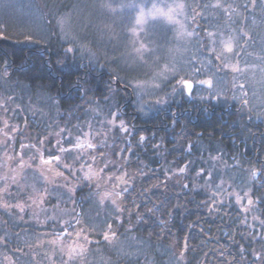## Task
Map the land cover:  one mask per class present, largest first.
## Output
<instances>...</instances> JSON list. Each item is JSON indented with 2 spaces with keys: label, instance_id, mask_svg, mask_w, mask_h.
Returning a JSON list of instances; mask_svg holds the SVG:
<instances>
[{
  "label": "trees",
  "instance_id": "1",
  "mask_svg": "<svg viewBox=\"0 0 264 264\" xmlns=\"http://www.w3.org/2000/svg\"><path fill=\"white\" fill-rule=\"evenodd\" d=\"M150 1L110 0L117 8L116 17L124 18L118 27L115 13L101 7L104 0H0V25L4 26L0 38V117L7 118V127L0 121V176L11 175L10 167H16L22 145H28L23 151L25 161L36 154V148L45 156L49 151L55 153L51 132H61L65 141L76 129L81 132L100 121L99 116L112 120L113 112L117 113L116 121H123L128 128L124 139L118 135L117 149L122 154L114 157L115 146L110 148L113 151H105L123 168L114 167L116 174L110 173L112 169L102 173L124 177L126 183L117 181L118 191L128 188L121 201L123 211L117 213L109 202L100 205L98 198L90 195L94 184L83 180L82 175L72 181L76 185L75 203L65 189L56 191L47 185L52 191L42 206L47 211L35 205L28 207L29 186L35 183L42 190L45 185L35 181L37 174L27 169L20 185H12L11 195L3 197L11 205L25 203V211L0 207V264H62L60 252H54L47 241L51 232L59 230L60 221L71 220L76 214L94 229L89 232L93 243L83 264H264V73L261 79L249 75L247 88L254 95L248 98L250 112L231 98L234 93L239 95V90L233 88L230 74L218 102L211 96L200 99L193 88L191 97L182 93L161 106L163 109L143 114L136 107L135 91L124 84L148 81L152 66L157 69L158 65L169 64L171 55L169 58L164 49L158 62L152 56L138 58V64L146 68L137 71L135 63H123V50L116 55L104 51L96 38L106 34L102 30L107 27L113 29L108 33L117 34L127 44L131 40L132 10L125 7L121 11L119 5ZM186 1L207 17L197 16L193 24L202 38L206 36L202 29L227 35L247 17L245 30L251 39L241 62L264 61L258 59L264 57V0H255V6L253 0H223L240 13L234 16L235 24L226 23L227 17L219 9L197 8V4L215 0ZM26 36L33 39L26 40ZM169 38L173 45L172 33ZM69 47L73 52L66 51ZM159 47L162 51V43ZM198 48L195 52L189 47L185 58L193 53L205 64L208 56ZM211 61L212 69L218 67L214 58ZM200 62L181 74L193 76V81L206 79ZM194 68H200V72L194 73ZM117 76L119 83L114 79ZM170 84L162 87L165 94ZM5 155L14 159L7 161ZM95 156L98 164L94 171H98L104 159L101 154ZM215 156L221 162L212 166ZM184 167L187 170L181 172ZM212 167L213 180L216 175H229L250 194L261 222L256 228L242 224L243 215L236 206L212 203L211 189L203 183ZM202 169L204 174L196 181ZM58 195L60 208L55 209ZM53 214L56 221L47 219ZM117 216L119 219H115ZM108 223L116 232L111 243L102 235Z\"/></svg>",
  "mask_w": 264,
  "mask_h": 264
},
{
  "label": "snow or ice",
  "instance_id": "2",
  "mask_svg": "<svg viewBox=\"0 0 264 264\" xmlns=\"http://www.w3.org/2000/svg\"><path fill=\"white\" fill-rule=\"evenodd\" d=\"M253 6H255V0H253ZM101 7L106 8L108 11L112 13L117 12V8L112 6L110 0H104L102 2ZM125 7L137 10V15L135 17V25L140 27L143 30L142 26L147 24L149 20L156 21L162 20L169 25L176 26L177 31V39L190 38L193 35L199 36V33L195 32V30L189 32L186 27L182 23V19H186V8L189 5H186L184 0H173L172 3L168 4H157L153 3L151 8L145 11L143 5L140 4H121L119 5V9L122 11ZM210 8V9H219L226 17V23L231 21L232 24L236 23L235 17L240 16V13L237 11V8L232 4H225L223 0H215L214 3H206L202 6L197 4V8ZM247 7V6H245ZM192 11L195 13L192 16V20L196 21V17L200 16L202 19L207 20V17L204 16L202 11H197L196 8H193ZM247 17L240 21V27L238 29L230 28L227 31V35L223 32L202 29L206 33V36L200 40V46L204 53L209 57V63H211V59L219 61L218 70L223 71L227 70L232 73V79L234 81L233 88L239 90V95L233 94L232 99L237 101L244 108H247L249 112L251 111L250 101L248 99L249 92L246 90V85L243 82L237 81L238 77L245 76L246 73L249 72L250 67L246 62L242 65V57L246 51V44L248 40L251 39L249 32L245 30L246 28ZM198 23V22H197ZM255 24V21H252ZM3 25H0V38L3 37ZM63 30V29H62ZM133 34H136V28L132 29ZM26 40L31 41L33 38L31 36H26ZM144 48V45H141L140 49H136L137 52H141ZM67 52H73V48L69 47L66 49ZM251 55V53H248ZM258 59H264V57H258ZM261 72H264V68L260 69ZM200 72V68H194V73ZM181 69L176 66V64H172L170 67L165 66V69L162 73L158 74L162 77L163 80H168L169 75L171 78L175 80L174 83L170 84L171 93L176 94L179 93H187L189 97L193 94V88L195 85L204 86L209 90H213L209 93V95L213 99H219L221 94L219 92H214L213 80L211 78L207 79H196L193 81V76L185 73L181 75ZM114 79L119 83L120 77H114ZM125 88H132L133 91L136 92L138 98V104L142 100L144 93L143 85L139 82L132 83L128 82L124 84ZM153 88L159 89L161 85L159 83H155L152 85ZM139 90V91H138ZM201 99H205V97L201 96ZM168 101L164 97H160L154 101L155 104L167 103ZM143 111V108L140 109ZM113 120L109 121V123H113L117 113H112ZM260 118V114L258 117ZM251 119V116L249 117ZM5 127H7V121H5ZM120 129L123 132H128V128L124 125L123 121H120ZM63 131V129H62ZM88 134H84V138L82 139L80 136H77L75 142H73L71 136L65 137L67 142V146L63 141L58 140L56 152L53 153L49 151L48 155L45 156L44 151L39 148H36V154L29 157L28 161H25L23 155L21 154L18 159H16V167H10L11 175L5 173L3 176H0V180L4 181V187L0 188V207H3L5 210L15 207L20 210V212L25 211V203H17L15 205H11L3 200L4 195H11L10 187L12 185H20V180L23 177V173L27 169H32L34 173V180L45 185L42 190L36 187V184L33 183L29 187H31V194L28 199L31 203L27 204L28 207H32L35 205L37 208H41L43 211H47L46 208H42L43 205L46 204L47 198L52 195V191L47 187V185H52L56 191L60 189H65L69 194V200L72 203H75L73 196L76 191V185L72 184L69 177H76L78 172H83V180L88 181L90 184H94V190L90 192V195H94L98 198V202L100 205H104L105 202H109L112 206H114L115 211L117 213L123 211L121 207V201L123 199V194L128 191L127 187L123 189L117 190L119 184L117 181L125 182L123 176H109L102 175L104 173V169L107 168V164L104 167L99 168L98 171H93L91 165H87L88 171H84L85 164H81L80 168L76 167L77 161H80L83 156V150L85 149H95L96 145L93 144L90 140L87 139ZM141 142H143L144 137H140ZM43 144V141L40 142ZM28 147L27 145H22V148ZM35 148V145L32 146ZM90 155V154H89ZM90 158L95 162V157L90 155ZM14 158L10 155H6L7 161H12ZM69 159H71V163H69ZM38 161V163H37ZM86 163V162H85ZM181 172L184 169L180 170ZM67 172V175L65 174ZM204 170L202 169L198 175H203ZM126 175V174H125ZM255 175V173H253ZM60 178V179H58ZM209 182H212L213 177L211 173L208 174ZM109 183H111V187H109ZM187 187V185H184ZM219 185H217V188ZM60 200L61 196H57V203L53 205L55 209L60 208ZM239 202V201H238ZM66 203V201H65ZM253 201L251 199L248 200V204L251 205ZM74 211V210H73ZM151 211V210H150ZM78 214L74 215L71 220H63L59 222V230H54L49 235L51 239L47 241V243L52 247L53 251H59L63 260L62 264H83V259L88 251L89 245L93 243V240L90 238L89 232L94 231V229L88 228L82 221V219L77 218ZM49 220L56 221L57 217L55 214L47 217ZM115 219H119V217H115ZM103 239L106 242L111 243L112 240L116 237V232L113 231V224H107V231L102 233ZM135 239V237H133ZM6 243V241H3ZM43 243V241H42ZM98 243V241H97ZM9 261L11 258L8 257ZM259 259V257H257Z\"/></svg>",
  "mask_w": 264,
  "mask_h": 264
},
{
  "label": "rangeland",
  "instance_id": "3",
  "mask_svg": "<svg viewBox=\"0 0 264 264\" xmlns=\"http://www.w3.org/2000/svg\"><path fill=\"white\" fill-rule=\"evenodd\" d=\"M172 2H173V0H158V1L152 0L150 2H143V3L129 2L127 4L135 3V4L143 5V7L145 8V11H147L148 9L151 8L153 3L168 4V3H172ZM184 2L186 3V5H188V2L186 0H184ZM193 8L194 7H190V6L187 7L186 8L187 18L182 19V23L184 24L187 31H189V32L195 30V28H194L195 26L193 25L194 21L192 20V16L194 13L192 11ZM127 9H130V8H127ZM131 10H132V17H133L131 28L129 31V33L131 32L130 33V39L131 40L127 44H125V43L123 44L122 41L118 38L117 34L108 33L109 31L111 32L113 29L107 28V27L105 28V30H104V28L102 30L106 34H103L102 36L97 37L96 39H98V43L101 47H103L104 51L108 50V51H110L116 55L118 52L123 50L124 51V54L122 55L123 63L125 65H128V66L135 63L134 70H137V71H142L144 68H146V66L143 65L142 63H140V65L138 64V61L136 60L138 58L144 59L145 57L152 56L154 58V60L158 62L159 56L162 54L164 55V53H163L164 49L167 51V55L169 56V58L171 55L172 59H171V62H169V64L163 65V66L158 65L157 69L154 68V66H152V68H153L152 78H150L146 82H139L143 85V91H144V93H146L145 95H143L142 100L140 101L139 104H138V98H137V95L135 92V102H136V107L138 108V110H140L142 107L143 111H141V110L140 111L143 112V114L153 113L158 108H162L161 106L164 107V104H165V103L155 104L154 101L156 99H158L160 97H164L169 103V102H172V99L179 98L182 94L179 92H177L176 94H170L172 91L170 85H169V87H170L169 92H167V94H165V92H163L161 90L162 87L164 86V84L166 82H171V84H172L175 82V80L173 78H171L170 74H168L169 75L168 80H163L162 77L158 74H160L164 71L165 66L170 67L172 64H176V66L181 69V73H183L185 69L191 71L192 67H194L196 65V63L200 62V56H196L193 53L191 54V56H187V58H185V56H186V53L188 52L189 47L190 48L192 47L193 51H195L196 46H197V47H199L198 50L201 51L200 40L202 39V37L197 36V35H193L190 38L177 39L176 38V36H177L176 26L169 25L162 20H156V21L149 20L147 24L142 26L143 30H141L140 27L135 25V17L137 15V10H133V9H131ZM111 14L113 15L114 13H111ZM116 14L117 13H115V15H113V16H115L113 18H115L114 20H115L116 25L118 27H121L122 24L124 23V20H123L124 18H121L120 16L116 17ZM192 25H193L194 29H191ZM134 27L136 28V34L135 35L133 34V31H132V29ZM70 31L72 32V31H74V29H70ZM89 32L91 33L92 29H90ZM195 32H196V30H195ZM169 33H172V36L174 37L175 43L173 45L171 44V42H172L171 40H167L169 38ZM107 42L110 43L109 46H108ZM161 43L163 45L162 51H160V47H159V45ZM141 45H144V48L141 50V52H137L136 49H140ZM204 59H205V64L203 61L200 62V64H202L203 70H204V72H206V74H205L206 79L211 78L213 80L214 92H219L222 95L223 92L225 91L226 87H227L226 81L228 80L229 75L230 74L233 75V74L228 72L227 70L220 71V70H218V67H214L212 69L213 61H211V63H209L208 57H206ZM155 61H153V62H155ZM217 62L220 63L219 61L216 60V63ZM246 63L249 66H254V67H250L249 72L246 73L245 76L238 77V79H237V81H235V83L243 81V83H245V85H246V90L248 92H250V90L247 88L248 84H249V75H252V77H258V79H261V77H262L261 74H263L264 72H261L260 69L264 68V61L260 60L259 63H252L251 61H248ZM210 68H211V70H210ZM263 79H264V77H263ZM155 83H159L161 85V87L159 89L153 88L152 85ZM212 91L213 90H209L206 87L200 86V85H195V87H194V93H196L195 95L198 96L199 98L201 96H203L205 98L210 97L209 93ZM261 94L264 97V87L261 89ZM249 96L254 98L253 94H249ZM210 98H212V97H210ZM213 100L215 102L219 101V99H213ZM6 119L7 118H5V117H0V121H6ZM99 119H100V121L97 120L95 123H91L88 127H86V130H82L80 132V130H77L75 128L76 130L74 132H72L73 134H71V138H72L73 142H75V139L77 136H80L83 139L84 134L87 133L88 134L87 139L96 145L95 149L83 150L82 159L80 161H77L76 167L80 168L81 164H85L84 171H88L89 169H88L87 165H91L92 170L94 171V169H96V167H97L96 165L98 164V161H97V159H95V162H93V160L90 158V155L94 156L96 158L95 155L101 154L102 159H104L102 167H104L105 164L108 165L107 168H105L104 170H107V169H109L110 171L113 170V172H110V173L116 174L117 172L115 169H113L114 167H117V169L120 167L123 168V165L119 164L120 161L116 162L115 161L116 159L114 158L118 154H122L121 149H119V148L117 149V147H118L117 146V140H120L118 138V135L123 136V139H124L125 138V135H124L125 132H123L120 129V122H117L116 118H115L113 123H109V121H107V117H105V116H103V117L99 116ZM112 120H113V118H112ZM112 120H110V121H112ZM1 128H2V126H0V129ZM56 133H58V132L49 133V135L52 134L54 137L53 140H54L55 147H57V148L59 147V145H57L58 140L63 141L67 146L66 140L64 141V137L61 136V132L58 133V134H60V138L57 137L58 134H56ZM123 139H121V140H123ZM113 143H115L116 145L115 144L112 145ZM0 145H2V144H0ZM114 146L117 149V150H114V157L107 156L105 151L107 149H109L110 151H113L110 148H114ZM2 148H4V147H2ZM56 150H54V151H56ZM0 151H1V148H0ZM23 151H24V148H21V150L19 152V156L21 154L23 155ZM94 152L97 154H93ZM121 159L122 158H120L119 160H121ZM68 162L71 163V159H69ZM213 162L214 163L212 164V166L219 164L221 161H219L218 157L215 156ZM222 168L226 170V167L223 166ZM183 169L187 170L186 167H184ZM212 170H213V167L211 168L209 173H211V175L214 178L215 174ZM200 172L201 171L198 170V173H200ZM198 173L196 174V181H199V179L201 177V175H198ZM80 175H82V177H83V172H78L76 177H70L71 183H72L73 179L76 180L77 178H80ZM216 176H217V178L212 180V182H209L208 175L203 180L204 182L202 181L204 183V185H206V188L211 189L210 190L211 191L210 197L212 199V203L219 204V205H222L225 203V204H228L229 207H231L232 205L236 206L238 211H240L243 215L242 224H244L245 226H249L250 228L251 227L256 228V225L258 222H260V219H259L258 214H257L256 209H255V202L252 199V197L250 196V194L245 192V190H243L242 188H239L238 184H235V180H237V179H235V178L233 179L229 175H224V174L216 175ZM217 185H219L218 188H217ZM249 199H251L253 201V203L251 205L248 204Z\"/></svg>",
  "mask_w": 264,
  "mask_h": 264
},
{
  "label": "flooded vegetation",
  "instance_id": "4",
  "mask_svg": "<svg viewBox=\"0 0 264 264\" xmlns=\"http://www.w3.org/2000/svg\"><path fill=\"white\" fill-rule=\"evenodd\" d=\"M166 122V120L164 119V123ZM171 122L169 120V122L167 123V125H169ZM154 128H157V127H163V126H153ZM165 128H167L166 126H164Z\"/></svg>",
  "mask_w": 264,
  "mask_h": 264
}]
</instances>
